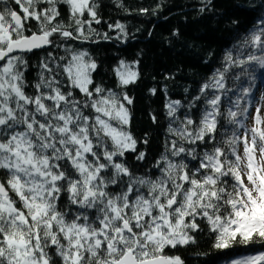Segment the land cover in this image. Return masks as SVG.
<instances>
[{
  "label": "snow or ice",
  "instance_id": "1",
  "mask_svg": "<svg viewBox=\"0 0 264 264\" xmlns=\"http://www.w3.org/2000/svg\"><path fill=\"white\" fill-rule=\"evenodd\" d=\"M9 3L0 0V264H185L169 251L196 243L198 220L214 248L230 250L218 264H264V248L235 251L264 245V18L187 104L166 103L165 151L137 174L124 160L145 159L127 127L132 99L95 83L97 63L70 43L96 42V0ZM108 27L127 38L123 24ZM38 49L46 55L30 65ZM235 68L248 86L226 87ZM114 72L121 88L138 78L124 61Z\"/></svg>",
  "mask_w": 264,
  "mask_h": 264
},
{
  "label": "trees",
  "instance_id": "2",
  "mask_svg": "<svg viewBox=\"0 0 264 264\" xmlns=\"http://www.w3.org/2000/svg\"><path fill=\"white\" fill-rule=\"evenodd\" d=\"M96 3L101 20L100 24H92L99 33L94 37L96 42L70 43L88 51L97 63L93 73L95 83L125 92L132 99L130 105L125 102L130 113L127 127L137 140V152H144L145 159L138 161L137 153L127 152L124 160L134 173L142 174L165 151L169 123L166 103L180 100L187 104L202 83L222 67L226 51L232 50L239 55L233 46L239 47L255 22L264 18V0H96ZM9 6L20 11L11 0ZM141 9L148 11L141 12ZM85 18H89L87 14ZM57 19L64 24L69 23L67 6L61 7V15ZM117 22L125 26L126 39H117L119 30L108 27ZM30 23L32 30L36 31L35 21ZM105 33L110 39H103ZM241 51L246 52L244 49ZM46 52L44 49L27 54L30 65L39 64ZM54 52L61 54L59 49H54ZM120 61L134 65L138 71L135 82L123 88L118 87L114 72ZM36 71L31 67L26 73L30 83L36 78ZM236 74H241L239 80L233 78ZM227 75L226 87L237 89L248 86L251 79L249 74H242L240 68ZM257 75L261 73L257 72ZM152 89L156 90L155 94ZM28 91L33 90L29 88ZM197 222L202 231L192 233L196 243L178 246L169 254L179 255L185 264H218L219 257L230 254V250L214 248L215 234L209 232L206 221ZM253 248L259 250L264 245L251 244L245 248L237 244L235 251L246 252Z\"/></svg>",
  "mask_w": 264,
  "mask_h": 264
},
{
  "label": "rangeland",
  "instance_id": "3",
  "mask_svg": "<svg viewBox=\"0 0 264 264\" xmlns=\"http://www.w3.org/2000/svg\"><path fill=\"white\" fill-rule=\"evenodd\" d=\"M18 8H19V6H18ZM131 65H132V64H131ZM134 70H135V68H134ZM257 96H258V95H257ZM249 127H251V122H249ZM240 152L243 153V148H242V147L240 148ZM245 182H247V181H246V178H245Z\"/></svg>",
  "mask_w": 264,
  "mask_h": 264
},
{
  "label": "water",
  "instance_id": "4",
  "mask_svg": "<svg viewBox=\"0 0 264 264\" xmlns=\"http://www.w3.org/2000/svg\"><path fill=\"white\" fill-rule=\"evenodd\" d=\"M41 50H44V49L34 50L33 52L38 53V52H40ZM33 52H32V53H33ZM28 54H31V53H28ZM26 55H27V54H26Z\"/></svg>",
  "mask_w": 264,
  "mask_h": 264
}]
</instances>
